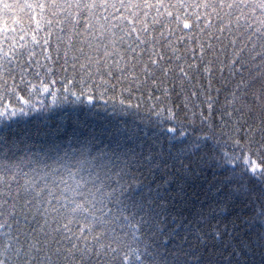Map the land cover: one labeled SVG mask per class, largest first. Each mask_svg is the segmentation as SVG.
Segmentation results:
<instances>
[{
	"label": "snow or ice",
	"instance_id": "1",
	"mask_svg": "<svg viewBox=\"0 0 264 264\" xmlns=\"http://www.w3.org/2000/svg\"><path fill=\"white\" fill-rule=\"evenodd\" d=\"M0 264H264V0H0Z\"/></svg>",
	"mask_w": 264,
	"mask_h": 264
},
{
	"label": "trees",
	"instance_id": "2",
	"mask_svg": "<svg viewBox=\"0 0 264 264\" xmlns=\"http://www.w3.org/2000/svg\"><path fill=\"white\" fill-rule=\"evenodd\" d=\"M70 109H71V105L70 104H66V105L63 106V110H70ZM98 111H100V110H98ZM110 112H111V110L109 109V112L108 113L101 112V115L107 116V115L110 114ZM61 114H62V111L59 110V109H57L51 115L55 118V117H58Z\"/></svg>",
	"mask_w": 264,
	"mask_h": 264
}]
</instances>
